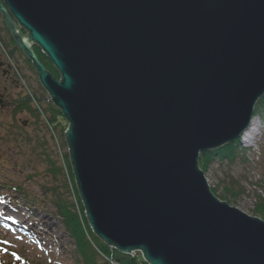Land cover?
Segmentation results:
<instances>
[{"label": "water", "instance_id": "95a60500", "mask_svg": "<svg viewBox=\"0 0 264 264\" xmlns=\"http://www.w3.org/2000/svg\"><path fill=\"white\" fill-rule=\"evenodd\" d=\"M0 13L69 123L102 242L148 264H264V221L215 198L199 168L264 96V0H0Z\"/></svg>", "mask_w": 264, "mask_h": 264}, {"label": "rangeland", "instance_id": "374dc122", "mask_svg": "<svg viewBox=\"0 0 264 264\" xmlns=\"http://www.w3.org/2000/svg\"><path fill=\"white\" fill-rule=\"evenodd\" d=\"M12 20L16 24V21ZM5 26L0 13V58L6 63V70L9 71L6 75L0 69V95L5 97V105L0 107V205L3 209L0 217V262L4 260L6 264H74L75 260L71 255L74 242L56 218L51 203L53 198L51 193L46 192L58 187V191L63 193L62 197H68L73 202L72 194L66 195V180L64 181L61 174H52L49 162V159L57 161L60 152L68 154L65 134L69 123L60 120L61 127L57 132L59 144L56 145L52 139L53 135L44 129L46 118L41 117L38 120L19 110V101L30 93L40 99L46 112L54 103L42 87L36 71L27 63L24 54L13 51ZM18 30L25 39L28 38L25 31L23 33L22 29ZM36 47L38 46L33 45L32 50ZM8 65L11 67L8 68ZM259 127L261 131L255 132ZM251 130H255V140L251 143L242 140L240 144L244 142L243 148L255 146L254 150L243 152L241 159L233 165L215 162L205 176L210 189L217 190L215 198L263 221L256 213V205L259 200L264 199V123L260 116L255 117ZM242 158H245V161ZM57 165L60 167L59 162ZM66 185H69V182ZM13 187H21L24 192H15L11 190ZM225 187H232L238 196L234 198L228 195L229 199L224 201L223 197L228 194ZM69 189L71 192V188ZM26 194L37 202L31 205L34 210L32 213L22 205L16 204L22 200L23 204L30 206L24 199ZM25 227L30 229L29 233ZM37 237L41 245L35 244L33 238ZM19 258L28 263H22Z\"/></svg>", "mask_w": 264, "mask_h": 264}, {"label": "trees", "instance_id": "16d2710c", "mask_svg": "<svg viewBox=\"0 0 264 264\" xmlns=\"http://www.w3.org/2000/svg\"><path fill=\"white\" fill-rule=\"evenodd\" d=\"M5 30L10 36L9 43L13 47L14 52L22 53L16 46V43L9 32L7 26H5ZM23 33H25L23 31ZM34 53L38 57L39 61L43 64L46 70L52 74L57 80H60L61 75L54 67L52 62L46 57V55L41 51L39 47L34 49ZM23 54V53H22ZM28 64L32 66V69L35 67L27 61ZM37 73V72H36ZM19 110L25 111L31 114L36 119H41V117L46 118L44 129L46 128L49 133L52 135L53 142L58 145L59 144V137L57 136V132L61 127L60 120L63 122H67L64 118L61 110L54 106L49 108V111H45L41 106V101L33 94H29L23 100L19 101ZM45 115H47L45 117ZM254 116L261 118L264 123V96L257 102ZM65 132V129L63 133ZM66 138V136H65ZM68 147L67 139L66 144ZM242 144H240V140L230 143L226 146H223L220 149L208 151L200 154L199 157V168L204 173L214 164L215 162H219L223 164L224 162L229 163V165L235 164L238 160L241 159V154L244 152L251 151L250 149L243 148ZM69 148V147H68ZM60 150V147H59ZM69 150V149H68ZM263 153H264V146H263ZM50 161V169L52 168V174L57 175L61 174L64 177L65 181V190L66 195L72 194L71 197L73 202L69 200L68 197L63 198L61 192L58 191V187H54L51 191L46 190L47 193H51V197L53 198L51 203L54 206L55 216L60 220V223L64 227V230L69 235V237L74 242V249L71 253L73 260H75L74 264H148L143 256L139 253H136L135 256L124 255L117 250L111 249L107 244L102 242L91 230L88 219L86 216L85 208L83 202L81 200L77 182L75 179V175L73 172V167L71 164L70 152L68 154H63L60 152L59 158L57 161L51 160ZM245 161V158L243 159ZM58 162L60 167H58ZM69 185H66V183ZM71 188V192L70 189ZM226 196L223 197V200H228V195H232L234 198L238 196V194L233 192L232 187H225ZM15 192H24L21 187H13ZM212 194L215 196L217 193L216 189H210ZM217 197V196H215ZM24 199L27 201L30 206L27 204H23L22 200L20 202H16L18 205H22L26 210L29 212H34L31 205H35L37 202L32 200L30 195H24ZM256 213L262 217L264 221V199L259 200V203L256 205ZM13 255V253H12ZM22 263H28L25 259L19 258ZM6 264V262H3Z\"/></svg>", "mask_w": 264, "mask_h": 264}, {"label": "bare ground", "instance_id": "6f19581e", "mask_svg": "<svg viewBox=\"0 0 264 264\" xmlns=\"http://www.w3.org/2000/svg\"><path fill=\"white\" fill-rule=\"evenodd\" d=\"M253 119H255V116L253 117ZM253 124H254V122H252L249 125L248 129L241 135L242 139H244V140H246L247 142H250V143L253 142V139L256 137L255 132L251 130L252 127H253ZM0 212L3 213V209L2 208H0ZM0 217H1V215H0Z\"/></svg>", "mask_w": 264, "mask_h": 264}, {"label": "flooded vegetation", "instance_id": "af4514ba", "mask_svg": "<svg viewBox=\"0 0 264 264\" xmlns=\"http://www.w3.org/2000/svg\"><path fill=\"white\" fill-rule=\"evenodd\" d=\"M5 64H6V63H5L4 61H2L1 58H0V69H2L3 72H4L6 75H8V74H9V71L6 70L7 68L5 67V66H6ZM9 67H11V66L8 65V68H9ZM0 97H3V99L5 98L3 95H0Z\"/></svg>", "mask_w": 264, "mask_h": 264}]
</instances>
